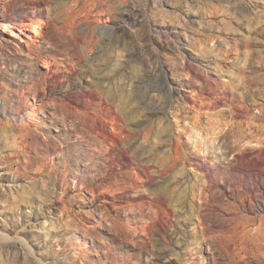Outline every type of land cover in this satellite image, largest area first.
I'll return each instance as SVG.
<instances>
[{"label":"rangeland","instance_id":"obj_1","mask_svg":"<svg viewBox=\"0 0 264 264\" xmlns=\"http://www.w3.org/2000/svg\"><path fill=\"white\" fill-rule=\"evenodd\" d=\"M37 18L0 26V264H264V0H0Z\"/></svg>","mask_w":264,"mask_h":264},{"label":"bare ground","instance_id":"obj_2","mask_svg":"<svg viewBox=\"0 0 264 264\" xmlns=\"http://www.w3.org/2000/svg\"><path fill=\"white\" fill-rule=\"evenodd\" d=\"M6 22H8V20H6ZM0 26H2L3 28L7 29H16L18 30V32H24L26 31V29H30L31 33H32V37L29 39L30 44H33L35 42V40L37 41L38 37L42 36V29H43V21L40 18H37L35 21H27L25 19L21 20L19 23L17 22H13L11 24H1ZM11 32H13L11 30ZM14 35V34H12ZM44 67L45 68H49L48 63L45 61L44 62ZM102 104V103H101ZM102 107V106H101ZM100 108V107H99ZM37 108L34 106L30 109V112H28L27 114V119H31L30 115H34L37 113ZM101 111V110H100ZM104 111H105V107H104ZM106 112V111H105ZM108 112L111 113V118L114 116L116 119H119L117 115L114 114L113 109L109 108ZM97 114V113H95ZM22 116V115H21ZM100 117V116H99ZM16 119V118H15ZM20 119V123H26L24 122V119L22 117L19 118ZM30 123V122H29ZM22 126H25L24 124ZM27 126V125H26ZM75 127V125H74ZM106 127V126H105ZM73 128V125H72ZM247 128V127H246ZM94 130V129H93ZM98 131V130H96ZM95 131V132H96ZM99 133V131L97 132V134ZM112 134H115V131L111 132ZM96 135V134H95ZM105 136L108 137V133H104ZM46 143V141H44Z\"/></svg>","mask_w":264,"mask_h":264}]
</instances>
